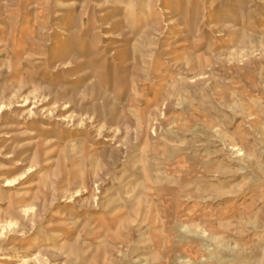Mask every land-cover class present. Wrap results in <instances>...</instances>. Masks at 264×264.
I'll return each instance as SVG.
<instances>
[{
    "label": "rangeland",
    "instance_id": "rangeland-1",
    "mask_svg": "<svg viewBox=\"0 0 264 264\" xmlns=\"http://www.w3.org/2000/svg\"><path fill=\"white\" fill-rule=\"evenodd\" d=\"M0 264H264V0H0Z\"/></svg>",
    "mask_w": 264,
    "mask_h": 264
}]
</instances>
